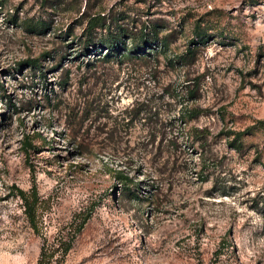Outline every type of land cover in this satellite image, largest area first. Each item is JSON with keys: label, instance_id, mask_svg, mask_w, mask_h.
<instances>
[{"label": "rangeland", "instance_id": "374dc122", "mask_svg": "<svg viewBox=\"0 0 264 264\" xmlns=\"http://www.w3.org/2000/svg\"><path fill=\"white\" fill-rule=\"evenodd\" d=\"M2 2L0 264H264V0Z\"/></svg>", "mask_w": 264, "mask_h": 264}, {"label": "trees", "instance_id": "16d2710c", "mask_svg": "<svg viewBox=\"0 0 264 264\" xmlns=\"http://www.w3.org/2000/svg\"><path fill=\"white\" fill-rule=\"evenodd\" d=\"M2 1L3 0H1L0 5H3ZM87 24H88V27L86 28V30H87L88 34L90 33V31H93L96 28L105 29V30L107 28L106 23L103 19V16H100V15H98L97 17L89 19ZM26 25H27V31L30 33L36 34V33H43V31H44V29H43L44 25L43 24L32 25L29 22ZM147 28H149V33L143 34L142 31L140 32V36H141V37H139V38H141L140 44L136 43V37H135L136 35H134L128 29L124 30L123 28H119V32H116V33L110 32L109 29L106 30V34H105L104 38L100 39V43L103 46V48L105 49V53L103 55L102 61H107L111 57L117 56L120 52L123 53L122 54L123 58L130 55L132 52L139 53L141 51L140 50L141 47L150 49V52H148V53H152V54L155 53V55H159V54L164 53V51L167 49V40L163 37H160V32L153 29L152 25H148ZM125 38L127 39V41H131V44H132L131 49H127L126 43H125ZM206 42H207L206 38H201L199 40H197V38H196L195 41H191V43L194 45H201L203 43L205 44ZM153 43H155L156 47L159 48V50H158L159 52H154V49L152 48ZM89 45H90L89 41H86L85 43H83L82 44L83 50L87 51L88 47H90ZM80 52L84 53V51H82V50ZM191 53H192V50L189 49V50H187L186 55L188 56ZM147 54H143V55H147ZM27 64L30 66V68H35V69L40 68V66L37 64L36 61H28ZM190 96H192V93L190 94ZM189 114H190V112H189ZM180 116H181V119L184 118V114H182ZM70 117L71 116H69L67 119H70ZM72 119L74 121L73 126L71 128L72 137L77 138L80 128L78 127L76 132L74 133L73 127H75L76 123H75V118H72ZM114 124L118 125V123H114ZM78 146H79V148L82 147L81 144H78ZM114 175L120 181V183H122L124 190H126L129 193L131 188L128 187L127 185L130 182H132L131 177L129 175H127L123 170L114 171ZM203 180H205V178ZM20 195L22 197L21 200L23 202L22 207L24 209V213L27 216V218L29 220H31L33 218L32 205L29 203V201L26 199L25 196H23L22 194H20ZM67 249H68V247L65 248L64 250L66 251ZM38 264H46V263L44 261H39Z\"/></svg>", "mask_w": 264, "mask_h": 264}]
</instances>
